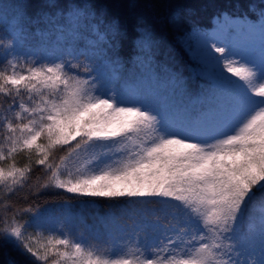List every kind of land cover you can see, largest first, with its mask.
I'll return each mask as SVG.
<instances>
[{
    "label": "snow or ice",
    "instance_id": "snow-or-ice-1",
    "mask_svg": "<svg viewBox=\"0 0 264 264\" xmlns=\"http://www.w3.org/2000/svg\"><path fill=\"white\" fill-rule=\"evenodd\" d=\"M13 7L12 31L0 36L5 264H18L10 252L27 264H264V46L215 40L193 21L178 37L195 62L189 79L166 69L173 91L192 104L165 116L139 80L119 72L126 45L142 64L169 52L152 24L138 18L130 35L91 0H42L31 14L27 4ZM189 18L176 12L167 23L180 29ZM216 19L226 37L251 26L264 33V0L253 18ZM33 28L42 38L68 32L75 43L53 57L30 51ZM79 49L102 57L108 83ZM34 169L43 180L31 182ZM49 192L109 201L105 238L41 209L35 202Z\"/></svg>",
    "mask_w": 264,
    "mask_h": 264
},
{
    "label": "trees",
    "instance_id": "trees-1",
    "mask_svg": "<svg viewBox=\"0 0 264 264\" xmlns=\"http://www.w3.org/2000/svg\"><path fill=\"white\" fill-rule=\"evenodd\" d=\"M57 2L64 6L72 2L83 3L85 0H57ZM91 2L97 6L98 10L106 8L109 18L119 16L127 24L130 35L134 34L133 28L137 19L142 17L149 24H152L157 34L163 35L171 46L169 52L160 56L159 59L153 60L149 65L136 61L134 52H131L126 45L122 67L119 69L122 79L141 82L146 102L165 116L174 112L184 115L181 109L192 104L188 97L182 99L176 94L168 82L169 71L177 70L182 73L187 81L195 63L191 55L178 42L180 32L185 30L193 21L200 28H209L212 26L213 18L221 13H227L231 16L247 15L253 18L256 9L262 4V0H91ZM40 3L42 0H0V36H5L12 31L16 16L14 5H29L28 12L31 14ZM250 5L255 6L252 11H249ZM176 12L190 17L187 24L180 29H174L167 23L168 17ZM74 43V37L68 32L61 34L57 30H52L42 38L33 28L27 33L26 47L31 48L30 51L35 50L45 56L53 57L65 50H71ZM79 50L86 51L89 57L97 62V70L106 65L102 57L91 49ZM106 67L108 66L106 65ZM108 69L112 73V69L110 67ZM193 86L195 85L193 84ZM193 111V109H189L187 115L190 116ZM17 159L19 163L23 164L26 158L21 156ZM37 176L41 180L44 179L43 174L34 169L31 182L34 183ZM70 196L71 194L58 196L55 192H49L45 198L35 203L41 209L49 208L57 216H67L75 224L78 231L92 232L103 240L105 229L101 217L108 211L110 202L97 198L94 202L85 204L79 201L91 200L92 198L71 199ZM0 200H5L3 193H0ZM13 202L29 206L28 202L22 199L14 198ZM10 255L17 260L18 264H27L23 257L15 252H10ZM6 259L5 249L0 248V264H5Z\"/></svg>",
    "mask_w": 264,
    "mask_h": 264
},
{
    "label": "rangeland",
    "instance_id": "rangeland-1",
    "mask_svg": "<svg viewBox=\"0 0 264 264\" xmlns=\"http://www.w3.org/2000/svg\"><path fill=\"white\" fill-rule=\"evenodd\" d=\"M228 16L234 17L230 15ZM216 17L217 16L213 18L212 26L210 28H201L203 31L209 32L211 38L218 41L225 40L227 42H239L241 43V45L245 50H259L261 46H264V33H261L257 26H251L250 30L243 35L237 32L232 34L231 36L226 37L218 30V28L222 26L224 21L222 19H216ZM245 17L252 18L249 16H245ZM214 19H216V23H214ZM97 72L101 80H103L105 83L109 82L111 78V73L108 67H106V65L98 69Z\"/></svg>",
    "mask_w": 264,
    "mask_h": 264
},
{
    "label": "bare ground",
    "instance_id": "bare-ground-1",
    "mask_svg": "<svg viewBox=\"0 0 264 264\" xmlns=\"http://www.w3.org/2000/svg\"><path fill=\"white\" fill-rule=\"evenodd\" d=\"M214 23H216V19H214Z\"/></svg>",
    "mask_w": 264,
    "mask_h": 264
}]
</instances>
